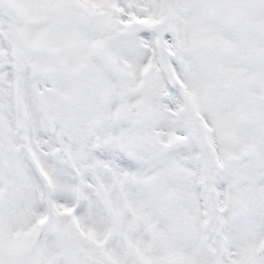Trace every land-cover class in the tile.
Instances as JSON below:
<instances>
[{
  "label": "snow or ice",
  "instance_id": "snow-or-ice-1",
  "mask_svg": "<svg viewBox=\"0 0 264 264\" xmlns=\"http://www.w3.org/2000/svg\"><path fill=\"white\" fill-rule=\"evenodd\" d=\"M0 264H264V0H0Z\"/></svg>",
  "mask_w": 264,
  "mask_h": 264
}]
</instances>
